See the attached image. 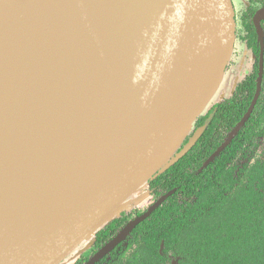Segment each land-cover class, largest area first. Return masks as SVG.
<instances>
[{
  "label": "water",
  "instance_id": "obj_1",
  "mask_svg": "<svg viewBox=\"0 0 264 264\" xmlns=\"http://www.w3.org/2000/svg\"><path fill=\"white\" fill-rule=\"evenodd\" d=\"M51 1L83 42L99 44L94 62L110 96L111 75L119 67L117 60L127 56L128 43L144 49L146 56L126 105L112 123L114 134L101 165L76 169L61 188H56V182L50 186L35 179L6 185L13 196L7 200L5 196L7 205L0 208V264L63 263L125 212L128 201L149 181L183 159L204 131L198 130L184 144L222 84L235 46L232 0ZM23 2L0 0V59L14 55L18 15L33 23L38 20L36 4L23 6ZM263 20L264 8L253 18L261 46L258 91L238 127L250 117L261 92ZM16 51L21 52L19 48ZM11 61L14 64V57ZM107 64L112 68L103 69ZM237 130L207 164L224 151ZM26 192L30 197L24 201ZM174 193L159 198L88 264H96L112 252Z\"/></svg>",
  "mask_w": 264,
  "mask_h": 264
},
{
  "label": "bare ground",
  "instance_id": "obj_2",
  "mask_svg": "<svg viewBox=\"0 0 264 264\" xmlns=\"http://www.w3.org/2000/svg\"><path fill=\"white\" fill-rule=\"evenodd\" d=\"M29 3L36 4L35 14L38 16V20H33V23L29 18L23 20L22 18L25 15H18L15 19L18 25L14 32L16 44L20 47H25L27 50L34 48L43 51L47 66H50L52 70H55V67L60 69L71 68L75 74L74 78L81 76L83 79L85 75L91 82V84L89 83V87L92 93H90L91 96L89 93L85 95L87 100L84 104H86L87 107H92L90 111L95 110V115L89 114L87 118L84 117V115L83 117H81L82 115H78L76 118L70 116L71 118L67 117V119L64 120H62L63 118H59L65 126L64 130H69L68 128H71L75 131L73 133L76 142L73 141L66 144L60 141V132L53 131L49 127L50 124H57L56 122H52V117L44 116L43 113H45V110L43 111L42 109L50 108L51 112L56 106L62 104L64 101L60 95L61 89L68 88L67 90L71 91L67 85L61 87L56 94H54L55 90L59 88L57 84L55 85L56 88H49L50 90L48 91H50V93L48 97H53L55 100L52 107H50V102H48V105L45 103L44 99L43 101L38 99L39 103L34 101V106L27 105L25 108H22L18 104V101L21 102L25 100V98L27 99L28 95L25 94L24 98L23 92L20 94L18 91H14V97L9 95L11 98L6 99V103L9 105L12 102L14 103V115L12 113V118L14 116V125L10 123V115V119L7 118L10 122L6 121V119L4 120L10 123L9 125L11 127H8L12 129H8L5 122H0V136L1 134L3 135V137H0V193H4L0 195L1 210L7 205L5 196L6 200L10 198V196H13V193L6 188V185L14 186V180L29 181L30 179H35L49 184L50 186L56 182L58 183L55 185L56 188H61L64 187L63 184L67 183L68 176H70L73 171H79V168H97L101 165L100 160L105 156L108 150L110 137L114 134L112 131V123L119 117L120 112H122L126 105L139 76L144 56H146L144 49L140 47L136 48L131 42L128 43L127 56L124 55V59L117 60V65L119 67L116 68L113 75H111L110 82L112 83L113 91L110 96L105 83H102V75L98 72L94 62L95 56L98 54V48L100 47L98 46L99 44H86L83 42L73 30L70 22L64 17L60 7L51 0H24L23 6ZM44 17L46 20L42 22ZM29 39H35L36 42H27ZM19 49L22 53L23 48ZM105 49H110V47H106ZM9 56L8 58L5 57L0 59V69L8 68L9 70V68L12 67L14 70V79H12L11 68L9 70L11 73L9 74L11 76L10 79L14 80V83L18 81L20 83L19 87L25 88V84L22 81H26V79H23L26 75L23 76L21 74L23 70L29 69L30 57L26 53L24 56L21 55L22 57L17 54L13 55V52ZM13 57L14 64H12L11 61ZM37 65L41 67V63ZM9 71L5 70L4 72ZM40 72L42 73V70H40ZM45 74L48 75V73ZM103 74L105 75V72H103ZM8 82L12 83V81ZM53 82L58 83V81L55 80ZM11 83H9L10 87L15 84L17 85V83ZM81 86H79L78 89L83 92V88H80ZM8 87L9 86H7V88ZM78 89L75 90V94L76 92H81H79ZM29 90L32 91L30 88ZM40 91L42 90L40 89ZM40 91H35L33 93L29 92L28 102L33 99L30 97V94L41 95ZM86 92L88 91H85V93ZM4 93H6V91ZM71 94L72 93L67 94V96ZM94 96H96V99ZM5 97L7 96H2L1 99L4 98L3 100L5 101ZM58 97L61 101L57 100ZM75 97V103L81 105L79 101L83 100H81L80 97ZM4 106L6 107V104ZM26 109L27 112L25 111ZM2 110L5 111V114L6 112L10 113L12 111H6L8 110L7 108L6 110L2 108ZM22 110L24 113L19 115L21 119L17 121L19 118L17 114L23 112ZM90 111H88V113ZM0 114H3V112ZM26 114H30L31 116ZM6 116L8 117V114ZM60 121L59 123L61 124ZM75 129L78 130L79 133ZM71 139L70 137V140ZM36 145H38V149L33 148V146ZM50 147L55 148L48 149ZM12 189H14V187H12ZM29 197L30 193L26 192L23 198L24 201H27Z\"/></svg>",
  "mask_w": 264,
  "mask_h": 264
},
{
  "label": "trees",
  "instance_id": "obj_3",
  "mask_svg": "<svg viewBox=\"0 0 264 264\" xmlns=\"http://www.w3.org/2000/svg\"><path fill=\"white\" fill-rule=\"evenodd\" d=\"M252 14L243 18L247 33L244 40L259 58L260 44ZM243 107L237 121L248 105ZM218 110L219 106L214 113ZM197 122L202 128L204 116ZM210 129L218 130L217 124ZM218 146L209 145L204 134L183 159L148 182L156 200L172 190L175 193L133 233L130 244L137 243L140 249L132 255L136 257L133 264H171L175 257L180 258L179 264H264V196L252 189L256 178H264V168L250 176V189L237 192L232 170L222 161L229 149L207 164ZM123 220L113 219L92 239L101 247L121 230ZM163 241L165 249L160 254ZM86 261L82 257L74 264Z\"/></svg>",
  "mask_w": 264,
  "mask_h": 264
},
{
  "label": "flooded vegetation",
  "instance_id": "obj_4",
  "mask_svg": "<svg viewBox=\"0 0 264 264\" xmlns=\"http://www.w3.org/2000/svg\"><path fill=\"white\" fill-rule=\"evenodd\" d=\"M252 1L259 2L260 0H252ZM263 8L257 9L254 6H251L244 14L248 15L253 13L252 14V21H253V18L256 15V13ZM242 25H243V21H242ZM261 26L264 31V20L261 22ZM243 32L245 35L242 37V40L245 42L248 49H250L255 56V61H253L250 66V72L246 74L243 78H240L239 80L232 81V79L231 80L229 79V82L227 81V79L224 80L226 81V84H224V90L222 91L220 100L214 102V104L210 105L209 108L207 107L206 113L200 116V117L204 116L205 119L204 126L200 128L198 126V122H197L198 120H197L193 126L192 133L187 139L188 142L189 139H191L198 130L204 129L197 143L205 134L209 145L212 144L219 145L218 148H220L230 138L231 134L239 128L237 130V134L231 139L230 144L224 149V151H226L227 149H229V151L227 156L225 158L223 157L224 159L222 160L223 162H225L227 169L232 170L233 179L235 180V186L237 192H241L243 188L247 190L250 189V187L248 186L250 183V176L254 177L258 175V169L264 168V74L261 82L260 96L255 105V108L252 111L250 117L245 121V123L240 127H238V125L243 121L244 117L248 113L254 101V98L257 94L258 80H259V73L261 66L260 65L261 46H260L259 58H257V55L254 52V50L251 47H249L247 41L244 40V38L247 35L244 25H243ZM258 42H259V38H258ZM230 66L231 64L229 63L226 73L230 71L229 70ZM263 68H264V64H263ZM256 72L257 75H255ZM244 104H247L248 107L244 112V115L241 117V119L237 121V117L244 110L243 107ZM218 106H219L218 112L214 113L216 107ZM214 123L217 124L218 130L212 132L210 128L212 125H214ZM197 143L195 144V146L197 145ZM242 158L247 159L246 163L252 161L251 162L252 165L246 166L247 164H244L243 166H240V160ZM245 174H246L245 185L242 186L241 188L240 187L238 188V184L244 178ZM255 180L256 181L253 183L252 189H254V191L257 192L258 194H262L264 196V178L261 179L256 178ZM148 189L149 190L147 193V197H152L155 203L157 200L151 194L149 186ZM192 199L195 200L196 198H192ZM150 206H148L147 208L145 207L143 208L140 206H134V207L131 206L130 207L131 209L128 208L130 209L128 212H127L128 209L125 212H122L121 215L118 217L124 219L121 230L110 240H108L104 244H101V247L97 245L96 239L92 240L88 244L87 242H85L80 248L81 250L80 255L78 257H75L74 262L84 257L87 258V261L84 264H88V262L102 248H104L110 241H112L130 222L143 215L149 209ZM149 218H147L145 221H147ZM144 222H142L141 224H143ZM140 225H138L130 233V235L126 238L125 241L120 243L112 252H110L108 255L103 257L96 264H112L114 262H118L119 260H121L123 257L126 256L127 253L131 252L129 254L131 256L133 255L134 252H138L140 249L137 243H135L134 245L133 244L131 245L130 243L134 239L133 233ZM122 247H124L126 251H123ZM164 249H165V242L163 241L161 242L159 253L162 254ZM123 252H125L123 254V257L118 260L117 255H120ZM74 262L70 264H74Z\"/></svg>",
  "mask_w": 264,
  "mask_h": 264
},
{
  "label": "rangeland",
  "instance_id": "obj_5",
  "mask_svg": "<svg viewBox=\"0 0 264 264\" xmlns=\"http://www.w3.org/2000/svg\"><path fill=\"white\" fill-rule=\"evenodd\" d=\"M232 2L234 4L235 14H236V40H235L234 51H233V54H232V57H231V61H230V64H231L230 69H229L230 71L228 73H226V76L224 77L222 84L220 85L217 93L214 95L213 99L211 100L210 104L208 105V108L210 107V105L214 104V102H217V101L220 100V96L222 94V91L224 90V84H226V81H224V80L227 79V81L229 82V79L230 80L232 79V81H235V80H239L240 78H243L246 74H248L250 72L251 63L253 61H255L254 54L252 53V51L250 49H248L247 45L242 40V37L245 35L244 32H243L242 21H243L244 15H245L244 13L249 9V7L254 6L257 9L263 8L264 0H260L259 2H254L252 0H232ZM31 41L33 43L36 42L35 39H29L27 42H31ZM15 45H17L16 50L18 48H24V49H23L22 53L21 52H17L16 50H14V55L17 54L19 56H21V55L24 56L25 53H26L30 57V61H29L30 65L28 66L29 69H27L25 71L23 70V73L21 74L23 76L26 75V77H23V79H26V81H22L25 84V88L21 87V86L19 87L20 83L18 81L15 82V83L18 82L17 84H19L18 86H16L15 89H14V85H12L13 87L12 86L10 87L9 83H11V82H8V81H12V83L15 84L14 80H12V79H14V73L12 71L13 69L11 68V70H10V68H9V70L12 72V74L10 73L8 68L7 69L4 68L3 70L4 71L5 70L9 71V72H4L2 69H0V70H2L5 73L4 74L2 71H0V74H1L0 75V81L3 84L2 85L0 83V85H1L0 86V90L2 91V92L0 91V99H1L2 96L3 97L7 96V97H5V101L3 100L4 98L1 99L0 107L4 108V110H6V108H7L8 110H6V111H8V112H10L12 110L10 113L6 112V114H5L4 113L5 111H3L2 108H0V113L3 112V114H0V115H2V116H0V122H5L4 119H6V121H9V119H10L9 115H10V117H11L10 121L11 122L10 121L9 122L12 123L11 125H14V116L12 118V113L14 112V103L12 102L10 105L6 103V99L11 98L12 96L14 97V91H18V93H20V94L23 92L24 98H25V94L28 95L27 99L25 98V100H22L21 102L18 101V104L22 108H25V106H27V105L28 106L29 105L34 106L35 105L34 101L38 102V99H40L41 101H43V99H44L46 104H48V102H50L51 103L50 107H52L54 105V103H55V100H54L53 97H51V98L48 97L49 93H50V91H48V90H50L49 88L50 87H51V89H53V87L56 88L55 85L57 84L59 88L57 90H55L54 94H56L61 87H65L64 85H67L71 89V91L67 90L68 88L67 89L64 88L66 90L61 89V92H60L61 93L60 95L63 98L64 102L62 104H60L59 106H56L55 109L53 111H51V112H50V108H43L42 110L43 111L45 110V113H43L44 116L52 117L51 118L52 122H56L57 125L50 124L49 127L53 131L60 132V141L66 143V144L70 143V142H73V141L76 142L75 135L73 133L75 131L73 129H71V128H68L69 130H64L65 126L62 124V122L59 120V118H63L62 120H64V119H67V117H70V116H73L74 118H76L78 115H82L81 117H83V115H84V117L87 118V116L89 114H94L95 115V113H94L95 110H91L90 111V108H92V107H90V106L87 107L86 104H84V102H86V100H87L85 95H88V93L89 94L92 93L91 89L89 87V83L91 84V82L87 79V77L85 75L83 76V79H82L81 76L78 77V78H74L75 74H74V72H73V70L71 68L60 69L58 67L53 66V67H55V70L54 69L52 70L50 68V66H47V62L45 61L46 58L44 56L43 51H41L40 49L36 50L34 48L30 49V50H27L25 47H20L18 44H16V37H14V46ZM43 60H44V62H43ZM39 63H41V67H39L37 65ZM111 68L112 67L110 65H108V64L105 65V67H103V69H111ZM40 70H42V73L40 72ZM45 73H48V75H46ZM9 74L12 75V79H10L11 76ZM54 80L58 81V83L57 82H53ZM102 80H103L102 83L106 84L105 80L104 79H102ZM6 84H8V85H6ZM81 85H83V86H81ZM7 86H9L8 87L9 89L7 88ZM79 86H81L80 88H83V92L80 89H78ZM29 88L32 89V91L29 90ZM40 89L42 91H40ZM76 89H78L79 92L80 91L81 92L80 93L76 92V94H75V90ZM4 90L6 91V93H4L5 92ZM35 91H40L41 95L30 94V97L33 98V99H31V101H30L31 103L28 102L29 101V92L33 93ZM85 91H88V92L85 93ZM70 93H72V94L70 96H67V94H70ZM1 94H3V95H1ZM9 95H11V97ZM75 96H77L78 98L80 97V99L83 100V101H79V102H81V105L79 103H77V104L75 103L76 102V97ZM90 96H91V94H90ZM94 98L96 99V96H94ZM57 100L61 101V99L59 97H58ZM4 103L6 104V107L4 106L5 105ZM9 108H10V110H9ZM25 111L27 112V109ZM88 111H90V112L88 113ZM21 113H24V111L23 112H19L17 114V117H19L17 119V121H19L21 119L20 116H19ZM204 113H206V110L204 111ZM7 114H8V117L6 116ZM13 115H14V113H13ZM26 115H30V114H26ZM7 118H9V119H7ZM2 120H4V121H2ZM59 121L61 122V124L59 123ZM5 123H6V126H7L8 129H12V128H10L11 127L9 125L10 123H8V122H5ZM67 123H68V121H67ZM8 126H10V127H8ZM76 131L78 132V130H76ZM192 131H193V129H192ZM192 131H191V133H192ZM190 134H189V136H190ZM189 136H188V138H189ZM0 137H3V135L1 134ZM70 137L72 138L71 140H70ZM61 146H59V147H61ZM59 147H57V148H59ZM33 148L34 149H38V145L33 146ZM53 148H55V147H50L48 149H53ZM246 161H247L246 158H242L240 160V166H243L244 164H247L246 166L252 165L251 164L252 161H250L248 163H246ZM245 177H246V174H245L244 178L238 184V188L239 187L241 188L242 186L245 185ZM148 190H149L148 189V184H146L140 191H138L132 197L131 200L128 201L126 208L128 209L131 206H133V207L134 206H140V207H143V208L144 207L147 208L148 206L153 204L154 203L153 198L152 197H147ZM135 197H137V198H135ZM144 197H146V198H144ZM130 209H128L127 211H129ZM92 240H93L92 237L90 239H88L87 240V244L90 243ZM80 252H81V250L79 248V250H76V252L72 253L61 264H70V263L74 262L75 257H78L80 255ZM130 253H127L125 257H123L118 262H114L113 264H133L135 262V260H136V257L134 256V259H133V256L129 255ZM138 259H139V256H138ZM175 259L178 260V264H179L180 263V258L175 257L174 260Z\"/></svg>",
  "mask_w": 264,
  "mask_h": 264
}]
</instances>
